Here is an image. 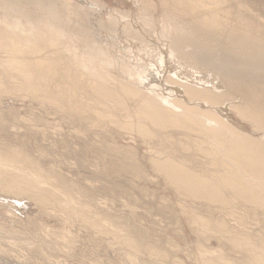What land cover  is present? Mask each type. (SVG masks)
I'll return each mask as SVG.
<instances>
[{
	"label": "rangeland",
	"instance_id": "374dc122",
	"mask_svg": "<svg viewBox=\"0 0 264 264\" xmlns=\"http://www.w3.org/2000/svg\"><path fill=\"white\" fill-rule=\"evenodd\" d=\"M46 1L0 0V159L13 166L0 165V264H264V184L261 204L222 184L220 160L248 178L204 120L264 133L231 102L218 113L187 96L182 81L211 89L216 74L169 54L189 34H250L263 50L264 0ZM159 111L188 123H154ZM170 161L223 201L171 185L155 170Z\"/></svg>",
	"mask_w": 264,
	"mask_h": 264
},
{
	"label": "bare ground",
	"instance_id": "6f19581e",
	"mask_svg": "<svg viewBox=\"0 0 264 264\" xmlns=\"http://www.w3.org/2000/svg\"><path fill=\"white\" fill-rule=\"evenodd\" d=\"M49 10L51 12L54 11L53 8H50V7H49ZM147 20L145 21V25H146ZM149 25L151 24H148V27ZM148 27L146 30H148ZM169 27H171V25H169ZM238 28L239 27H237L236 29ZM165 36H167V34ZM252 36L253 35L250 36V34H246V35L240 34L238 36H235L232 39L229 36L219 37V38L213 37L211 41L210 40L200 41L199 43V41H194V39L199 40L197 37L189 34L188 37L185 39V41L180 44L176 45L174 41L170 42L171 44L169 46L170 47L169 54H171L170 56H173L172 54L179 55L181 56L180 58L179 56L177 57L175 56L176 58H179L178 60L187 61L188 63L190 62L194 64V66L196 65L198 67H203L205 71L209 69L208 71L211 70L213 72L212 73L213 75L214 73L216 74V76L217 74L221 75L224 79V82L218 81V79H216L217 78L216 76L215 78L213 76H210L211 78H209L206 75V74H209L208 71L207 73L204 72L205 75L203 74L204 77L203 76L202 77L205 78L206 81H207V77L209 79L214 78L215 79L214 81L217 80L216 84L218 87L223 85V87L226 86L228 89V90L225 89L226 88L225 87L224 89H221V91H218L220 89H217L216 91L215 89L218 88L217 86L214 88L208 89L211 86L208 88H205V87L203 88V86L202 87L196 86L198 82H196V85H193L194 83L188 84L189 81L188 82L182 81L183 83L180 84L179 88H181V90L183 89L187 96H189L190 98L198 99L201 102L205 103L206 105H210L218 113H219V110H222L224 108L227 102H231L229 103L230 105L227 104V107L230 106L231 108H234V110L236 109L235 111L237 112H234V113L238 114L239 116V117L237 116L238 118H241L244 120L246 119L250 121L251 124L253 125L254 132L264 133V48H263L264 46L262 47L261 45L263 50H260V49L256 50L255 44H254L255 46L253 45L255 48H253L252 43H250V41L253 42L255 40L254 39L255 37L252 38ZM11 41L13 42V40ZM249 43L251 44L252 48L249 46L248 49H244L248 46ZM152 46L153 45H151V47ZM242 48L243 50H241ZM235 49H239L242 52L244 50L245 51L243 53L240 51L242 55L241 54L238 55L237 53L239 52V50L236 53L234 51ZM16 61H17L16 59L11 61V65L14 66L15 69H16ZM17 65H19V63H17ZM21 68H24V67H21ZM184 73H186L185 70H184ZM199 74L201 76V73ZM190 75L196 76V75H192L189 72V76ZM188 77L187 78L185 77V78L191 79ZM196 78L198 79V76ZM205 80L203 79L204 82ZM139 82H142V81H140L139 79ZM210 83L211 82H209V84ZM211 85H214V84H211ZM224 110H229V109L224 108ZM210 116H211V118H209L210 120H204V121H210L208 123L212 125L211 126L212 128L208 132L203 130L204 133L210 138H212V140L219 147L220 146L223 147L222 149L225 154L224 153L222 154L226 155L228 158H230V160L234 161V163L235 162L236 164L238 163L236 166L237 170H240L241 172L244 171V173L246 172V175H247L246 178H248V184H245L236 176L235 170H233L234 168L233 169L227 168V163H226L227 160L226 161L220 160L221 162V164H219L221 165L220 168L224 170L226 167L225 171L220 175V179L223 182L222 184H224V186L230 189L234 188L232 190H236L238 192L237 195H240L242 199L244 198V200L245 199L247 200L248 198V199H251L255 204L256 202H259L261 204V202L264 200L263 199L264 195H262L263 200H261V198L258 195L259 193L255 190L253 186L254 185L261 186L259 183L264 184V142L262 143L259 141L257 142L255 141L254 138L246 137L244 135L232 137L233 133L238 134V132L234 128H226L222 130V128L225 127V126H222L223 124V122H221L222 120L218 119L217 117H216L217 119L213 118V115H210ZM150 119L154 123H161V124H167V125H172V126L173 125L181 126V125H185L188 123V120L184 119V117L179 116V115L174 116L173 114H170L167 111L154 112L150 115ZM221 130L222 132L223 131L225 132L221 134ZM227 132L228 134L230 133L228 137H226L225 135L227 134ZM164 163L165 164L162 163L160 165L159 164H157L156 166L154 165L155 167H157V168L155 167L154 168L156 171L158 169L159 173L161 172L162 175L164 174L165 177L169 180L167 181L170 182L171 185H173L174 187L180 188L181 190L184 191V193L192 195L195 198L208 197V199L209 198L218 199V202L222 200L220 197L221 194H219L220 191L217 190L215 183H213L208 177H205V175L204 176L202 175L203 176L202 177L196 174L195 172L181 166V164L179 165V164H176V162L174 163L173 161L172 162L170 161L167 163L164 162ZM0 165L2 167L10 166L13 168L11 164L4 162L3 159L2 160L0 159ZM14 171L15 170H13V172ZM39 187H40L39 184L35 186V188L37 189L41 188ZM246 190L249 192H247ZM261 194H264V193H261Z\"/></svg>",
	"mask_w": 264,
	"mask_h": 264
}]
</instances>
